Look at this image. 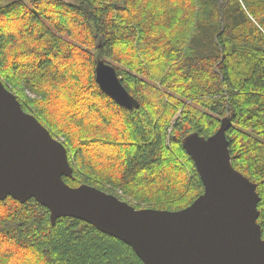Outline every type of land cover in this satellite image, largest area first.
<instances>
[{
	"label": "trees",
	"instance_id": "trees-1",
	"mask_svg": "<svg viewBox=\"0 0 264 264\" xmlns=\"http://www.w3.org/2000/svg\"><path fill=\"white\" fill-rule=\"evenodd\" d=\"M102 58L140 102L99 86ZM0 77L67 148L71 186L179 210L204 191L183 147L231 118L264 238V0H0ZM0 264H144L132 246L34 197L0 199Z\"/></svg>",
	"mask_w": 264,
	"mask_h": 264
},
{
	"label": "water",
	"instance_id": "water-1",
	"mask_svg": "<svg viewBox=\"0 0 264 264\" xmlns=\"http://www.w3.org/2000/svg\"><path fill=\"white\" fill-rule=\"evenodd\" d=\"M100 88L119 105L138 108L116 67L98 58ZM231 118L205 137L191 132L183 147L195 162L204 191L179 210L136 208L88 183L71 186L65 145L32 113L0 77V199L34 197L51 220L73 216L133 247L144 264H264V238L258 222L257 183L232 162L227 130Z\"/></svg>",
	"mask_w": 264,
	"mask_h": 264
},
{
	"label": "bare ground",
	"instance_id": "bare-ground-1",
	"mask_svg": "<svg viewBox=\"0 0 264 264\" xmlns=\"http://www.w3.org/2000/svg\"><path fill=\"white\" fill-rule=\"evenodd\" d=\"M55 138V137H54ZM69 157V156H68ZM70 161V160H69ZM64 177V176H63ZM64 179V178H63Z\"/></svg>",
	"mask_w": 264,
	"mask_h": 264
}]
</instances>
